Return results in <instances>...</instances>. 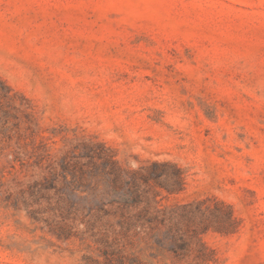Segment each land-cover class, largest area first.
Masks as SVG:
<instances>
[{"label":"rangeland","instance_id":"rangeland-1","mask_svg":"<svg viewBox=\"0 0 264 264\" xmlns=\"http://www.w3.org/2000/svg\"><path fill=\"white\" fill-rule=\"evenodd\" d=\"M0 264H264V0H0Z\"/></svg>","mask_w":264,"mask_h":264}]
</instances>
